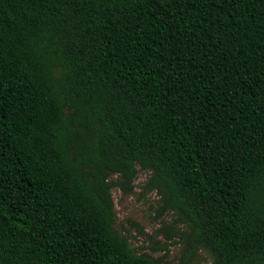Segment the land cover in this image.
Wrapping results in <instances>:
<instances>
[{
  "label": "trees",
  "instance_id": "1",
  "mask_svg": "<svg viewBox=\"0 0 264 264\" xmlns=\"http://www.w3.org/2000/svg\"><path fill=\"white\" fill-rule=\"evenodd\" d=\"M137 166L187 259L264 264V0H0V264H160Z\"/></svg>",
  "mask_w": 264,
  "mask_h": 264
},
{
  "label": "rangeland",
  "instance_id": "2",
  "mask_svg": "<svg viewBox=\"0 0 264 264\" xmlns=\"http://www.w3.org/2000/svg\"><path fill=\"white\" fill-rule=\"evenodd\" d=\"M148 177L149 173L137 166L132 192L111 189L115 230L126 237L137 254H147L160 264H209L211 258L204 250L187 259L182 241L186 226L177 214L163 208L155 191L147 189ZM110 180L116 181L117 177Z\"/></svg>",
  "mask_w": 264,
  "mask_h": 264
}]
</instances>
